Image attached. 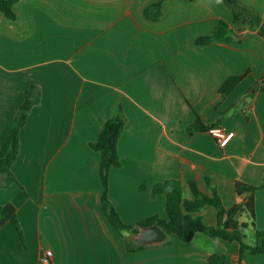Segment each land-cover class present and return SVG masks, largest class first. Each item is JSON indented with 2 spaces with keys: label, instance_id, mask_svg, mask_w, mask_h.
<instances>
[{
  "label": "crops",
  "instance_id": "0c3cea01",
  "mask_svg": "<svg viewBox=\"0 0 264 264\" xmlns=\"http://www.w3.org/2000/svg\"><path fill=\"white\" fill-rule=\"evenodd\" d=\"M159 1L19 0L15 20L0 9V148L30 86L41 90L20 131L17 182L0 185V205L16 207L27 250L6 223L0 264H38L47 251L49 264H209L214 254L224 264H264V254L239 263L237 242L204 234L190 243L167 235L130 254V234L104 211L101 158L90 144L121 104V166L110 171L108 196L125 224L167 218L166 196L152 195L158 183L180 180L190 200V182L205 194L216 189L230 209L246 198L236 193L240 181L260 188L255 225L264 231V39L236 23L223 0H162L160 20L147 19L145 9ZM240 1L264 15V0ZM220 20L244 40L197 44ZM240 75L229 95L219 92ZM228 110L219 126L234 136L225 147L210 131L189 135L196 114L209 126ZM193 216L218 224L210 205Z\"/></svg>",
  "mask_w": 264,
  "mask_h": 264
},
{
  "label": "trees",
  "instance_id": "16d2710c",
  "mask_svg": "<svg viewBox=\"0 0 264 264\" xmlns=\"http://www.w3.org/2000/svg\"><path fill=\"white\" fill-rule=\"evenodd\" d=\"M19 0H0V9L9 19L15 20L16 15L13 6ZM233 11L234 21L243 24L248 30L247 33L256 31L264 39V15L256 8L248 6L240 0H223ZM162 0L145 9L144 15L147 19L158 21L161 18ZM246 33V35H247ZM245 35V34H244ZM243 35H235L229 24L220 20L214 33L196 40L197 44L205 45L215 42L243 41ZM245 75L232 76L228 78L219 89L221 94L229 95L236 86L242 82ZM264 83V77L260 81ZM263 90L262 87L255 86L250 94L253 95ZM41 90L37 85H31L27 91L23 104L19 107L13 120L10 133L0 148V185L8 186L16 183L12 173V166L17 160L20 149V131L25 126L28 115L32 108L40 103ZM230 110L219 112L217 121L211 125H205L200 116L196 114L195 122L189 126V135L196 132L210 131L219 126L222 119ZM127 123V118L121 104L113 109L112 115L104 124L98 139L90 144V147L100 154V178L103 185L102 205L111 224L124 236L125 234L137 235L144 227L158 225L168 236L177 235L183 242L190 243L197 234H204L212 239H223L239 244V263L242 259L251 254H264V231L256 228L255 219V192L259 187L250 186L240 181L236 182V193L239 197L246 195L243 202L226 209L216 191L212 189L210 194H205L198 190L195 182H190L193 199H187L183 193L182 182L178 179L168 180L154 186L152 195L163 194L167 198L166 214L163 219L159 215L151 216L136 224H125L120 218L114 205L109 199V175L112 168L121 166V157L118 149L120 137ZM213 206L218 213V224L215 227L207 226L200 217L193 214L203 210L206 206ZM14 224L21 233L19 248L27 250L20 227L17 209L13 204L0 205V228L6 223ZM251 230L257 240L254 244L247 242L246 231ZM260 241V242H259ZM127 247L130 254L147 248L145 245L137 243L133 238H127ZM225 256L214 254L209 259V264H224Z\"/></svg>",
  "mask_w": 264,
  "mask_h": 264
},
{
  "label": "water",
  "instance_id": "95a60500",
  "mask_svg": "<svg viewBox=\"0 0 264 264\" xmlns=\"http://www.w3.org/2000/svg\"><path fill=\"white\" fill-rule=\"evenodd\" d=\"M167 238V233L158 225L144 227L134 236L136 242L142 245L162 243Z\"/></svg>",
  "mask_w": 264,
  "mask_h": 264
},
{
  "label": "built area",
  "instance_id": "2783aa9c",
  "mask_svg": "<svg viewBox=\"0 0 264 264\" xmlns=\"http://www.w3.org/2000/svg\"><path fill=\"white\" fill-rule=\"evenodd\" d=\"M211 134L214 136V138L217 140L219 146L225 147L230 140L233 138L234 133L228 132L221 126L214 127L210 130ZM52 257V252L47 251L40 259L38 264H49L50 258Z\"/></svg>",
  "mask_w": 264,
  "mask_h": 264
},
{
  "label": "rangeland",
  "instance_id": "374dc122",
  "mask_svg": "<svg viewBox=\"0 0 264 264\" xmlns=\"http://www.w3.org/2000/svg\"><path fill=\"white\" fill-rule=\"evenodd\" d=\"M188 190H189V188L188 187H185V191H188ZM128 237L131 240L133 238V235L130 234ZM248 238L250 240V239L254 238V236L252 234L250 235V233H249L248 234Z\"/></svg>",
  "mask_w": 264,
  "mask_h": 264
}]
</instances>
